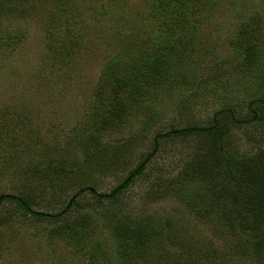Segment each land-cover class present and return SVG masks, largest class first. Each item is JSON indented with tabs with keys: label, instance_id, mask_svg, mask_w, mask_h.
<instances>
[{
	"label": "rangeland",
	"instance_id": "1",
	"mask_svg": "<svg viewBox=\"0 0 264 264\" xmlns=\"http://www.w3.org/2000/svg\"><path fill=\"white\" fill-rule=\"evenodd\" d=\"M57 1L64 4L63 14L56 13V0H30L34 10L20 4L0 12V194H28L35 210L59 213L80 187L108 193L121 183L152 151L157 132L204 124L227 106L237 117H248L251 108L257 115L243 124L225 112L216 115L229 127L222 140L225 155L232 165L249 156L264 162V106H249L264 96V0L177 2L184 25L168 18L163 25L164 40L183 36L176 45L182 60L171 61L168 69L172 79L146 78L128 84L126 92L120 85L116 97L129 106L127 115L114 128L105 123L106 129L101 119L91 122L94 110L110 105L95 86L103 87L108 62L124 74L126 59L121 55L116 63L114 57L139 38L113 16H124L134 27L140 15L149 17L153 0H114L115 9L107 0ZM155 2L170 13L172 2ZM51 12L68 18V28L81 38L72 39L62 27L52 38L46 30ZM112 25L115 41L108 37ZM60 45L69 65L51 47ZM252 47L254 61L244 55ZM111 88L104 85V98ZM205 147L201 137L165 136L143 171L115 197L98 201L84 190L78 204L56 218L33 216L2 199L0 264H264L247 232L230 219L233 202L217 196L222 171L204 177L183 173L191 157L211 161ZM58 165L71 170L55 180ZM248 220L264 230V209ZM240 247L245 254L235 255Z\"/></svg>",
	"mask_w": 264,
	"mask_h": 264
},
{
	"label": "trees",
	"instance_id": "2",
	"mask_svg": "<svg viewBox=\"0 0 264 264\" xmlns=\"http://www.w3.org/2000/svg\"><path fill=\"white\" fill-rule=\"evenodd\" d=\"M159 1V0H157ZM194 0H165L164 4L169 5L171 2V7L167 8L170 12L169 14H163L162 8L160 5H157L155 0H153L152 5L154 6L153 9H150L148 12V16L140 15L139 19L140 22L136 26H132L131 20L126 21L123 20L124 16H120L117 18L113 16L114 23L118 19L119 23L121 24V28H129L134 31L135 37H139L135 39V46H132V43L126 44L125 47H122L118 56L114 57V61L116 63L122 62V59L125 58L126 61L123 59V65L125 66L124 74H116L112 69V62H108L107 65L109 69H111L105 79L102 77V84L99 86H103L102 88H98V84L95 86L97 89V96L99 98L105 99L108 101L109 109L106 111H93V120L91 121L94 125H97L96 122L101 119L102 128H105V123L114 128L119 124V120L122 119L123 115L127 113V107H129L123 98L116 97L118 95V89L124 87V92H126V88L128 84H134L136 81L146 80V78L152 80H161L168 83V80L172 79L169 77L168 69L170 66V62L174 61L177 64L181 62V58L179 57V52L177 51L176 45L182 43L183 36L176 37L175 40L173 39H165L164 38L168 35L163 33L164 27L163 25L168 23L167 18L170 21L177 19L178 24H181L184 21L185 16L177 9V2L181 5H185L187 2H193ZM108 3L113 5L115 9V2L114 0H107ZM57 10L63 14V3H59L56 0ZM24 5L25 7L35 8V6L30 2V0H3L0 3V12L7 14L10 7H15L17 5ZM105 5L102 4V7ZM104 9V8H103ZM34 10V9H33ZM194 10V9H193ZM196 10V9H195ZM39 11V8H38ZM56 13L51 12L50 17L47 21V31L54 36V31H57L59 27H62L63 30H68L72 39H79L73 32L74 30L68 28L70 25V20L68 18H63L62 16L56 15ZM66 12L64 11V14ZM114 14V10H113ZM188 16L186 17V21H188ZM126 25V26H125ZM131 25L132 27H129ZM184 25V24H181ZM128 26V27H127ZM148 27V32L146 28ZM242 29V28H241ZM114 25H112V33L109 34V38L112 40H116V36L113 33ZM154 30H159V33H154ZM106 34V33H105ZM146 36V39L144 38ZM151 36V37H150ZM127 37H129L127 35ZM150 42H148V38ZM71 40V39H70ZM72 41H70L71 43ZM8 43V41H7ZM57 45V44H56ZM243 45V41L241 42ZM54 53L58 55V61L64 64H70L69 54L65 51V46H51ZM256 50L254 47L245 50L244 55L247 53L249 58L254 61L256 60ZM124 56L123 58L121 57ZM115 81V83H114ZM170 82V81H169ZM111 85V91L106 92V97L104 98V91L102 92L104 85L108 86ZM122 85V87H120ZM134 86V85H133ZM126 87V88H125ZM95 105V103H94ZM251 105H258L264 106V96H255L249 101V106ZM103 113L101 114V112ZM226 113L232 122L236 124H243L251 122L253 119H256L257 112L251 108L250 115L248 117H237L235 109L227 106L218 109L213 114L211 120L204 124L198 123H190L185 126H172L165 132H157L153 138V149L152 151L141 158V161L137 164L136 167L129 170L127 172L126 177L124 180L115 186L110 192L108 193H100L98 192L94 186H84L83 188L80 187L75 194H73L70 199L68 200L66 206L61 210L59 213H47L45 211L35 210L32 206L33 198L29 197L28 194H0V201L2 199H9L17 203V205L26 213L31 214L33 216L39 218H47L52 217L56 218L59 216L60 213L64 212L67 208L71 207L73 204H78L76 201V197L84 190H88L95 198L99 200H104L107 198L115 197L124 187H126L133 179L143 171L145 165L148 163L150 158L156 153L159 147V140L165 136H180V137H201L203 140H207V147H205L204 155H210L211 161L205 160V158H190L183 167V173L185 175H199L200 177H204L207 173L211 174H218L220 172L222 176V184L220 182L216 185V193L218 197L224 198V200H230L233 203L227 208L229 209L230 219L232 221L235 220L237 228L241 231L249 235V239L253 242V249L252 252L256 255V259H262L264 261V230H259L255 226L249 223L248 215L252 214L255 215L259 210L264 209V162L258 160V158H254L253 156H249L247 159H243L241 162H237L236 164H231V159L229 156L225 155V152L222 148V140L229 127L226 124L219 123L217 121L218 114ZM127 115V114H126ZM261 152H257L254 155L259 156ZM71 170L68 166H59L58 169L55 170V173L60 175L55 180L63 176V173L66 170ZM245 190L248 192L246 193ZM241 205L242 209L238 210L233 205ZM249 242H245L248 244ZM246 248V247H245ZM248 249V248H246ZM235 255H243L245 254L244 248H236ZM129 258L123 257L122 260L126 262ZM131 261V260H130Z\"/></svg>",
	"mask_w": 264,
	"mask_h": 264
}]
</instances>
